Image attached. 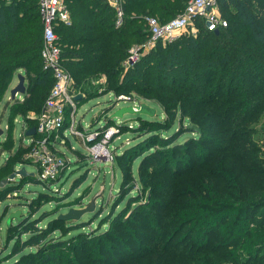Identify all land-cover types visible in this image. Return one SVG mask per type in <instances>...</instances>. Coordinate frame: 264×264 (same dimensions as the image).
Segmentation results:
<instances>
[{"label":"trees","instance_id":"obj_1","mask_svg":"<svg viewBox=\"0 0 264 264\" xmlns=\"http://www.w3.org/2000/svg\"><path fill=\"white\" fill-rule=\"evenodd\" d=\"M66 1L71 21L56 31L63 66L72 76L70 92L82 94L77 104L108 92L116 98L137 94L165 112L162 120L138 117L132 127L136 141L114 154L123 174L119 194L134 190L136 179H129L137 159L144 185L158 183L155 175L169 168L172 179L167 186L152 187L146 206L134 203L144 187L115 212L118 200L103 230L63 239L51 236L60 229L57 220L40 225L42 218L28 214L10 220L7 237L19 256L5 264H264V213L258 221L256 216L264 208V0H219L227 26L209 30L196 19V32L158 42L131 65L130 48L150 37L147 18L165 22L188 0H125L119 27L105 0ZM42 47L38 0H0V120L8 110L11 128L16 118L36 125L29 113L44 110L55 83L44 68ZM19 70L27 80L24 99L8 100L1 108ZM177 117L180 122L189 118L197 135L179 141L183 127L161 134ZM192 150L194 163L175 164ZM26 178L41 182L32 173ZM18 187L0 188V201ZM89 224L80 218L68 226Z\"/></svg>","mask_w":264,"mask_h":264},{"label":"rangeland","instance_id":"obj_2","mask_svg":"<svg viewBox=\"0 0 264 264\" xmlns=\"http://www.w3.org/2000/svg\"><path fill=\"white\" fill-rule=\"evenodd\" d=\"M216 10L220 14L225 12L223 1L217 4ZM194 28L198 30L197 22L189 26L185 32H194L196 31ZM17 81L18 79L15 75L11 87L1 103V108L10 99L11 89ZM22 96L23 94L19 93L15 100H17V97L21 98ZM133 97V101L122 100L116 98L113 92H109L77 104L76 123L79 130L86 134L97 129L99 131L100 128L106 130L108 127H113L109 138V148L112 150L114 156L116 152L123 150L136 141L137 133L132 127L138 124V117L162 120L165 116L163 107L154 100L145 99L137 94H134ZM142 103L154 107L156 109L154 115L146 113L136 114L134 112H125L120 116L113 115L121 107L127 105L140 106ZM7 116L8 114H4L1 119V127L4 129V133L0 136V182L3 180L7 181L5 184L0 185V188H3L6 184L19 185V187L12 194H7L6 199L0 201V264L8 263L19 256L18 254L14 255L12 251L14 240H8L7 237L10 220L17 219L16 217L11 219V217L18 212L20 213V217L21 215L28 214L32 215L31 218H42L40 225H45L52 219L57 220L55 227L60 229L53 231L51 236L61 235L63 239H67L80 231L86 232L97 230L98 228L103 230L108 225V217L111 215L110 211L112 207L119 200L120 204L115 209V212H118L125 206L131 195L140 191L137 187H144V190L140 192V197L134 203L135 205L141 204L146 206L149 204L148 200L151 196L152 187L162 188L167 186L172 179L169 168V172L164 173L166 176L164 174L155 175L158 183L148 180L144 185L138 175L137 159L133 164V174L129 179L130 182L133 181L132 178L136 179V186L128 195L122 196L118 191L122 186L123 174L116 165V162L114 160L107 161L104 158L94 161L90 157V151L85 145L83 138L67 130L68 142L65 140L58 146L59 152L57 157L61 160V167L57 179L51 182L50 186L34 179L30 180L31 182H26L29 181L28 178L23 179L25 174L21 175L18 171L25 169L27 173H32L38 178V169L33 164L32 152L34 149L40 147L35 142L28 144L29 136H26L24 120L17 121L15 126L11 128L8 125ZM106 124L108 125L107 128H105ZM168 125H170V122ZM180 127H183L184 132L179 137V141H184L189 136L197 135L193 131L194 128H192L195 126L189 118L182 119L180 122V117L176 118L170 129L161 131L160 133L170 135L176 133ZM20 142L29 147L20 145ZM13 153H16V155H13ZM190 153L195 152L192 150V152L185 154V156H181V160L175 162V164L181 161L184 164L192 161ZM150 176L152 177V174ZM78 179L81 182L74 187ZM95 195L97 198L95 200L94 211L85 212L79 218H60L61 215L67 214L73 209H84L91 203ZM262 213H264V208L256 212V216H258L257 221L262 219ZM80 218L91 222L89 227L70 230L74 226L68 225L76 223ZM140 239L143 240L141 237ZM130 247L133 248L134 246L131 245ZM30 249L32 248L27 247L25 251H29ZM89 250L90 248L87 246L86 251ZM122 251H125V248H122ZM113 253L120 256L116 249L113 250ZM77 255L80 254L77 253Z\"/></svg>","mask_w":264,"mask_h":264},{"label":"built area","instance_id":"obj_3","mask_svg":"<svg viewBox=\"0 0 264 264\" xmlns=\"http://www.w3.org/2000/svg\"><path fill=\"white\" fill-rule=\"evenodd\" d=\"M105 1L114 9L116 27L121 26L125 17V0ZM218 1L188 0L181 13L165 22H161L156 17L147 18L150 37L130 48L128 64L131 65L136 62L141 55L154 48L158 42L161 41L165 44L176 39L185 33L186 29L196 22V19H201L209 30H218L220 27L227 26V20L216 10ZM38 4L43 24V47L41 50L43 65L46 70L52 72L55 83L45 101L44 110L40 114L29 113V117L36 118V133L29 137L28 144L35 142L40 147L33 150L32 161L38 169V179L50 186V183L57 179L60 172L61 160L57 157L58 146L68 139L67 130L83 138L90 151V157L94 161L101 158L112 161L114 157L112 150L109 148V138L113 127H108L105 131H97V129L86 134L79 130L76 123V95L70 92L72 76L63 66L61 46L56 31L60 23H70L71 12L66 0H38ZM117 98L134 100L131 96L124 94L119 95ZM69 107L71 108L69 124L68 127L64 128ZM133 107L136 110L140 108L137 105H133ZM23 123L27 130L29 128L28 124L25 121ZM92 141L93 143L90 144L89 142Z\"/></svg>","mask_w":264,"mask_h":264},{"label":"water","instance_id":"obj_4","mask_svg":"<svg viewBox=\"0 0 264 264\" xmlns=\"http://www.w3.org/2000/svg\"><path fill=\"white\" fill-rule=\"evenodd\" d=\"M216 31H218V30H216ZM17 79H18V83L11 89V98L12 99L16 98L17 93L24 94L26 92L27 85H26L25 75L22 73H18ZM81 97H82V94H78L75 96V99L79 100ZM155 110L156 109L154 107H151L146 103H142L138 110L134 109V107L132 105H127V106H124V107H121L120 109H118L113 115L114 116H120V115H123V113H125V112H134L136 114L146 113L149 115H154ZM3 133H4V129L1 127V120H0V136L3 135ZM35 133H36L35 126L29 127L26 130V136H29V137L33 136ZM18 172H20L21 175L27 173L25 171V169L19 170ZM6 181L7 180L1 181L0 185L5 184ZM96 198H97V196L95 195L92 198L91 203L87 207H85L84 209H79V210L73 209L69 213L61 215L60 218H62V219L79 218L85 212L94 211ZM13 217L20 218V213L18 212L15 215H12L11 219Z\"/></svg>","mask_w":264,"mask_h":264},{"label":"crops","instance_id":"obj_5","mask_svg":"<svg viewBox=\"0 0 264 264\" xmlns=\"http://www.w3.org/2000/svg\"><path fill=\"white\" fill-rule=\"evenodd\" d=\"M18 73H22V74H24L23 70H19V71H17V72L15 73V75L17 76ZM13 79H14V78H13ZM12 82H13V81H12ZM17 83H18V81L16 82V84H17ZM11 84H12V83H11ZM16 84H15V85H16ZM26 85H27V80H26ZM10 87H11V86H10ZM8 90H9V89H8ZM7 92H8V91H7ZM108 93H109V92H108ZM6 94H7V93H6ZM5 96H6V95H5ZM16 96H17V95H16ZM8 97H9V96H8ZM95 98H96V97H95ZM10 99H11V96H10ZM10 99H9V100H10ZM17 99H19V100L24 99V94H23V96H22L21 98H18V97H17ZM93 99H94V98H93ZM7 111H8V110H7ZM7 111L5 112V114H8ZM7 118H8V116H7ZM19 120H23V119H22V118H16L15 121L17 122V121H19ZM1 123H2V121H1ZM6 124H7V122H6Z\"/></svg>","mask_w":264,"mask_h":264}]
</instances>
